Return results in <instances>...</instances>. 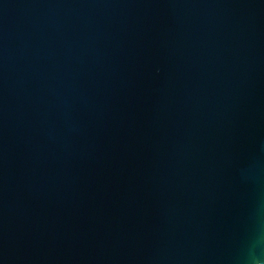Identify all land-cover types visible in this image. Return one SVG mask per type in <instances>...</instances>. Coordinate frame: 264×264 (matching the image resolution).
Listing matches in <instances>:
<instances>
[{"label": "water", "instance_id": "1", "mask_svg": "<svg viewBox=\"0 0 264 264\" xmlns=\"http://www.w3.org/2000/svg\"><path fill=\"white\" fill-rule=\"evenodd\" d=\"M0 264H264V0H0Z\"/></svg>", "mask_w": 264, "mask_h": 264}]
</instances>
